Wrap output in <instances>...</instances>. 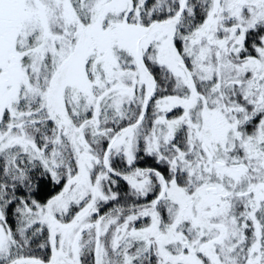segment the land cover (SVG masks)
Listing matches in <instances>:
<instances>
[{"label": "snow or ice", "instance_id": "1", "mask_svg": "<svg viewBox=\"0 0 264 264\" xmlns=\"http://www.w3.org/2000/svg\"><path fill=\"white\" fill-rule=\"evenodd\" d=\"M0 264H264V0H0Z\"/></svg>", "mask_w": 264, "mask_h": 264}]
</instances>
